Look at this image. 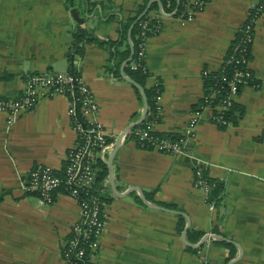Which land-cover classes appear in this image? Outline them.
<instances>
[{
    "label": "crops",
    "instance_id": "1",
    "mask_svg": "<svg viewBox=\"0 0 264 264\" xmlns=\"http://www.w3.org/2000/svg\"><path fill=\"white\" fill-rule=\"evenodd\" d=\"M144 1L0 0V98L22 94L29 74L68 73L67 56L73 52L76 69L99 106V120L115 138L110 137L107 162L125 132L111 166L120 195L111 189L107 166L105 226L93 264H227L228 249L214 242L220 239L191 246L207 235L226 237L239 246L234 245L232 264H264V16L254 23L249 63L258 86H241L235 102L243 115L233 110L236 123L222 129L210 123V112L204 111L188 153L173 155L139 148L127 136L136 125L126 129L139 121L143 109L136 87L124 78L129 77L124 65L131 57L115 71L108 68L113 62L109 51L95 42L86 43L82 55L75 52V24H84L99 41L119 40L122 23ZM193 1L187 0L189 11ZM260 1L207 0L202 11H193L184 21L176 11H163L161 29L148 38L145 50L150 73L146 86L158 79L162 86L156 131L179 133L184 127L204 94L202 72L220 69L239 26ZM87 2L94 3L92 12H85ZM73 8L83 23L73 20ZM131 29L126 42L132 55ZM68 108V98L57 94L39 99L12 125L0 113V264H66L61 251L79 218L78 204L58 191L51 204L41 206L38 195L25 185L34 165L63 172L67 154L77 143ZM194 158L205 165L208 179L223 183L218 214L194 186ZM131 187L143 194L153 191L155 202L146 199L151 204L175 205L189 219L187 230L203 235L193 243L186 230V245V219L180 215L185 226L179 233L176 214L137 205L133 195H139L128 192Z\"/></svg>",
    "mask_w": 264,
    "mask_h": 264
},
{
    "label": "built area",
    "instance_id": "2",
    "mask_svg": "<svg viewBox=\"0 0 264 264\" xmlns=\"http://www.w3.org/2000/svg\"><path fill=\"white\" fill-rule=\"evenodd\" d=\"M206 1L194 0L190 11L186 8L178 18L182 21L190 19L193 11L203 10ZM148 15V20H142L139 23L141 30L137 61L132 64V68H136L140 61L144 62L146 42L150 37L147 31H150L152 35L157 34L161 29V19L165 13L158 9ZM260 16H264V0L254 5L249 18L239 26L235 43L224 57L220 69L217 72L207 70L202 72V80L211 73H219L220 76L210 85L209 92L202 95L197 109L191 111L187 123L178 133L180 138L174 142L153 138L149 135V131L154 130L157 123L148 122L146 129L133 132L136 136L133 138L136 144L151 145V149L173 155L187 154V144L195 138L196 128L202 120L204 111L210 112L208 117L210 123L216 126L228 125L223 114L236 102L240 87L249 85V82L256 78L250 69L248 56L251 55L254 40V23ZM150 19L155 21L148 27ZM232 64H237L238 67L228 77L224 69ZM223 85L227 86V92L225 96L219 97ZM57 94L68 98V115L72 129L77 135V143L68 152L62 173H57L47 165H34L28 172L25 190L35 192L41 206L51 204L54 194L58 191L76 201L79 218L73 225L61 254L66 264H93L91 258L98 250L105 226L104 202H101V198L104 197L108 187L107 177L101 181L97 180L96 163L97 161L107 162L108 152L113 147L110 137L113 140L115 138L104 130L99 120V106L90 87L80 75L29 74L26 76L22 94L16 97L0 98V113L6 115V124L12 125L21 114L33 110L39 99ZM159 99L160 96L157 102ZM158 109L160 116V107ZM146 115L147 112L143 120ZM128 133L132 132L129 130ZM205 168L201 160L195 159L194 186L201 190L210 210H214L213 202L208 203L207 197L215 184L205 176Z\"/></svg>",
    "mask_w": 264,
    "mask_h": 264
},
{
    "label": "trees",
    "instance_id": "3",
    "mask_svg": "<svg viewBox=\"0 0 264 264\" xmlns=\"http://www.w3.org/2000/svg\"><path fill=\"white\" fill-rule=\"evenodd\" d=\"M159 1V6L158 3L154 0H145L144 3L139 7V11L135 13L133 16H130L128 20L121 25L120 29V38L119 40H108V41H99L95 37L91 35V33L88 32L86 29V26L84 24H75V28L73 31V36L75 38L76 44H75V52L76 54L82 55L83 54V46L86 43L90 42H95L97 43L100 47L105 48L109 51L110 54V59H112V64L108 67L109 70H119V65L126 61L129 57L130 61L127 62L124 65V72L136 83L138 84L144 91V94L146 96L147 100V115L144 120H142L138 125L134 126L130 131L132 133H128L127 136L131 138H136V136L133 134L135 130H143L146 129V124L148 122H154V123H159L160 122V116H159V109H158V102L157 98L161 95L162 92V86L158 81L151 87L146 86V78L150 76V73L145 65V59L144 62L140 61L139 65L136 68H132V64L137 61V53H138V42L140 41L139 39V33H140V26L139 23L142 20H148L149 18V13L152 11H156L158 9H161L165 13H171L172 11H176L175 16L179 17L182 15V13L186 9V4L187 0H158ZM94 6V3H89L87 2L84 10L85 12H92V7ZM159 7V8H158ZM147 9L146 13H144L145 9ZM84 12V13H85ZM155 19H150L148 22V27L152 26L154 23ZM131 29V41H132V46H133V54L131 55L129 46L127 44V33L128 30ZM148 36H153L150 31H147ZM73 52L68 54V62H69V67H68V73L72 75H79V72L76 69V65L73 62ZM251 55L248 56L250 58ZM237 64H232L226 66L225 74L230 77L233 70L237 68ZM220 76L219 73H211L205 78H203V85H204V93L209 92L210 85L215 83ZM3 78H7V76H4ZM248 86H254V88H257L258 86V81L256 79L252 80L249 82ZM135 88V87H134ZM136 94L138 99L142 102V95L141 92L135 88ZM227 92V86L223 85L221 88V95L219 97L225 96ZM199 102L192 107V110L197 109ZM238 109L240 111V114L243 115L244 109L238 105L235 106V103L230 107L229 111L225 112L223 114L224 119L230 123H236L235 116H233L232 111ZM225 126H220V128H224ZM149 135L152 136L153 138H158V139H168L172 142L177 141L180 138V135L178 133L174 132H159L156 131L155 129L152 131H149ZM139 148L146 149V150H151V145H142L137 144ZM97 167V180L101 181L104 178L107 177L108 174V168L106 163H103L101 161H97L96 163ZM211 182H213L215 185L211 189V192L209 193L207 197V202L211 203L213 202L216 214H218V211L221 206V200H222V190H223V183L221 181L215 180V179H210ZM144 196L146 197L147 200L150 202H155L153 199V191L152 192H144ZM134 201L137 205L145 207V205L142 203L140 198L137 195H133ZM1 199V197H0ZM108 199L106 197L102 196L101 202H107ZM157 205L166 207L171 210H177L176 206L170 203H164V202H156ZM177 217V230L180 233L184 226H185V219L180 216L176 215ZM217 232V231H216ZM203 235L202 232L199 231H193L192 229L187 230V237L190 242H197L199 238ZM70 237V236H69ZM225 248L228 249V256L226 258V263L232 260L235 257L236 254V247L228 242L218 240L214 241ZM190 249V248H188ZM192 251H196L195 249H190Z\"/></svg>",
    "mask_w": 264,
    "mask_h": 264
},
{
    "label": "water",
    "instance_id": "4",
    "mask_svg": "<svg viewBox=\"0 0 264 264\" xmlns=\"http://www.w3.org/2000/svg\"><path fill=\"white\" fill-rule=\"evenodd\" d=\"M155 1L159 4V1H158V0H155ZM178 1H179V0H177V2H178ZM146 11H147V9H146ZM71 15H72L73 20H74L76 23H83V22H84V19L81 18V17L79 16V13H78L77 9L73 8V9L71 10ZM131 51H132V53H133L132 48H131ZM124 78H125L128 82H130L132 85H134V86H135V87L141 92V94H142V99H143V109H142V112H141V115H140L139 121H137L136 123L130 125V126L128 127V129H126V130H129V129L132 128L134 125H137L138 123H140V122L143 120V118H144V116H145V114H146V112H147V100H146V96H145V94H144L143 89H142L138 84H136V83H135L131 78H129V77H124ZM124 133H125V132L121 133V135H119L118 138L116 139V142H115V145H114V150L112 151V153H111V155H110V157H109V160H108V162H107V166H108V168H109L108 179H109V183H110L111 189H112V191H113V193H114L115 195H120V193L118 192V190H117V188H116V186H115L114 179H113V176H112L111 166H112V160H113L114 154H115V152H116V150H117V148H118V145H119V143H120V141H121V139H122ZM131 191H135V192H137L138 195H139V198H140V200L143 202V204H145L146 206H148V207H150V208H154V209H158V210H162V211L171 212V213L176 214V215H182V216L186 219V221H187V224H186L185 229H184L183 234H182V238H183L184 243H185L186 245H188V243H187V241H186V236H185V235H186V230H187L188 225H189V219H188V217H187L184 213H182V212H180V211L171 210V209H168V208H166V207H162V206H159V205H154V204L149 203V202L146 200L144 194H143V193H142L137 187H131V188L129 189L128 192H131ZM208 238H216V239H220V240H222V241H225V242L231 243V244L235 245L238 249H240L239 246H238L234 241H232V240H230V239H228V238H226V237H222V236H220V235H207V236L203 237V238L201 239V241H200L198 244H196V245H191V246H193L194 248H198V247H200V246L203 244V242L206 241ZM232 263H233V261H229L227 264H232Z\"/></svg>",
    "mask_w": 264,
    "mask_h": 264
}]
</instances>
